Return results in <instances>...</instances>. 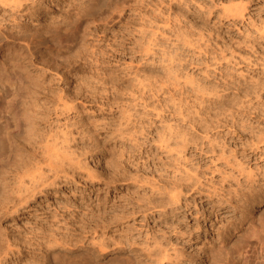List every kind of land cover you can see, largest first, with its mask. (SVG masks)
Wrapping results in <instances>:
<instances>
[{"label": "rangeland", "instance_id": "obj_1", "mask_svg": "<svg viewBox=\"0 0 264 264\" xmlns=\"http://www.w3.org/2000/svg\"><path fill=\"white\" fill-rule=\"evenodd\" d=\"M53 1L37 0L34 3L37 12L22 15L15 12L17 19L14 22L7 20L10 7L0 4V35L4 31L6 35V39L3 38L6 42L2 41L4 44L0 47V94H6L3 97L0 95V126H3L0 129L4 132L0 133V202L8 198L9 211L17 201L13 190L20 180L18 178H21L20 174L30 170L31 165L35 168L37 163L42 162L45 148L53 144L51 140L56 136L60 138L55 139L61 149L64 148L65 152L68 150L73 159L78 160L76 167L67 168L69 172H74H71L74 179H79L76 183L78 188L83 189L87 181L84 177L89 169L94 173L96 170L101 178L96 185L108 186L99 189L96 199L86 200L79 207L70 206L65 218L70 215L66 219L58 217L46 224L20 225L9 213L5 217L0 208V249L3 251V247H7L4 251H9L8 258H3L5 252L0 250V264H10L14 262L12 258L18 260L16 264H264V165L261 160L254 163V160L246 159L245 154L250 152V144L264 137V38H260L255 30L264 23V0H260L259 7L255 9L248 4L244 15L246 20L242 19L241 23V18L237 19L236 25H231V18H226L223 9L241 4L243 0ZM250 9L253 13H250ZM248 11L251 16L247 15ZM141 27L146 28L147 40L142 35L143 30L140 31ZM149 27L154 28L152 32L156 33H151ZM148 35L153 38L150 37L152 41H149L153 43L154 39L155 42L158 40V45L154 42L155 47L150 46ZM135 36H138L137 42ZM128 43L134 44L135 48L130 49ZM144 47H149L152 53L149 50L147 53ZM170 52L174 55L172 53L171 56ZM169 56L178 57L173 66L177 68L176 75L189 79V85H186L188 89L174 88L168 76H165V61H169ZM183 58H186L185 61ZM175 63L180 65L175 66ZM204 65L213 69L209 70L208 79L198 76V69L206 67ZM190 77H193L195 86L190 85ZM161 79L165 84L161 83ZM201 81L209 86V91L213 90L208 92L210 95L206 93L212 99L205 95L210 102L204 99L202 103L199 97L202 96L201 90H191L193 86L199 89L206 86ZM160 84H164L161 90ZM152 85H158V89L156 86L152 89ZM168 88L174 91H170V94ZM196 91L198 97L195 98ZM163 92L167 93L164 95ZM169 94L175 97H169ZM166 97H169V101ZM178 97L187 100L179 101L176 99ZM188 98H193L192 102ZM64 99L69 107L74 104L71 109H60ZM185 104L188 108L197 105L195 111L200 116L191 107L187 109ZM162 134L164 136H160ZM160 138L165 141L162 142ZM182 143L187 145L184 150ZM141 181L145 182L141 184ZM177 191L182 192L179 203L172 198ZM114 193L121 194L118 201L125 200L124 208L112 206L114 202L110 201ZM95 195L96 191L92 197ZM85 206H88L87 210ZM197 210L200 211L198 216L195 214ZM6 239H11V242L5 243ZM14 245L20 251L16 246L13 248ZM12 254L14 257H10Z\"/></svg>", "mask_w": 264, "mask_h": 264}, {"label": "bare ground", "instance_id": "obj_2", "mask_svg": "<svg viewBox=\"0 0 264 264\" xmlns=\"http://www.w3.org/2000/svg\"><path fill=\"white\" fill-rule=\"evenodd\" d=\"M37 0H0V4L1 5H8L9 7H10V10L9 11H7L8 12V22H10V21H15V19H17V17L15 16V12H18L17 14H30V13H33V12H37V7H36V5L34 4L35 2H36ZM53 1V0H52ZM40 2V1H39ZM54 2V1H53ZM239 2H242L241 0H239ZM263 2V1H262ZM46 3V2H45ZM67 3H69V2H67ZM71 3H72V1H71ZM91 3V2H90ZM94 3V2H93ZM98 3V2H97ZM258 3H260V0H243V2L241 3V4H234V5H231V6H227V7H224V9L223 10H225V13H224V11H223V13H224V15L226 16V18L229 16L231 19H229L230 21V23H231V25L233 24V25H236L237 24V19H240L241 18V23H242V19H244V21L246 20L245 19V17H244V15H245V10H247V7H248V4H250L251 6H252V8L251 9H255V8H258L259 6H258ZM38 4V3H37ZM43 4V3H42ZM92 4V3H91ZM66 5H68V4H66ZM78 5V4H77ZM95 5V4H94ZM224 5V4H223ZM262 5H264V3L262 4ZM261 5V6H262ZM81 6H83V5H81ZM88 6V5H87ZM80 8V7H79ZM83 8H85V7H83ZM82 8V9H83ZM87 8V7H86ZM250 9V10H251ZM261 9V8H260ZM79 11H80V9H79ZM79 11L77 12V13H79ZM82 11V10H81ZM253 10H251L250 11V13H253L252 12ZM222 12V11H221ZM259 12V11H258ZM258 12H257V16L259 15L258 14ZM6 13V12H5ZM249 13V11L247 12V15L249 14L250 16L252 15V14H250ZM21 14V15H22ZM219 14V13H218ZM5 15V14H4ZM78 15H80V14H77V16ZM83 15H84V13H83ZM223 15V14H222ZM248 15V16H249ZM20 16V15H19ZM18 16V17H19ZM81 16V15H80ZM133 16V15H132ZM224 16V17H225ZM256 16V15H255ZM5 17V16H4ZM7 17V16H6ZM145 18H147L146 16H145ZM252 18V17H251ZM128 19V18H127ZM143 19V18H142ZM150 19V18H149ZM262 19V18H261ZM6 20V21H7ZM256 20V19H255ZM263 20V19H262ZM4 21V20H3ZM5 21V22H6ZM124 21V20H123ZM126 21V20H125ZM124 21V22H125ZM144 21H146V20H144ZM151 21H153V20H151ZM150 21V23L152 24V22ZM251 21V20H250ZM253 21V20H252ZM142 22V21H141ZM148 22V21H147ZM254 22V21H253ZM259 22H260V20H259ZM263 22H264V20H263ZM262 22V23H263ZM1 23V22H0ZM3 23V22H2ZM144 23V22H143ZM142 23V24H143ZM230 23H229V25H230ZM245 23V22H244ZM248 23V22H247ZM258 23V22H257ZM5 24V23H4ZM157 24V23H156ZM249 24V23H248ZM256 24V23H255ZM130 25V24H129ZM136 26H137V24H135ZM146 25H147V23H146ZM252 25V24H251ZM260 25V24H259ZM6 26V25H5ZM143 26V25H142ZM149 26V25H148ZM148 26H146V28H148ZM156 26H158V25H156ZM248 26V25H247ZM253 26H254V24H253ZM262 26H264V23L262 24ZM261 26V27H262ZM2 27V26H1ZM127 27V26H126ZM130 27V26H129ZM138 27V26H137ZM143 27H145V26H143ZM143 27H141L140 29V31H142L143 32V34L142 33H140V34H142L143 36H145V32H146V28H144V29H142ZM153 27V26H152ZM152 27H149L150 29L149 30H151V33H153L152 31H154V30H152V29H154L155 28V26H154V28H152ZM165 27V26H164ZM238 27H239V25H238ZM258 27L257 29H255L256 31H257V35L260 37V38H264V29L263 30H261L262 28H264V27ZM3 28H5L4 26H3ZM131 28V27H130ZM2 29V28H1ZM132 29V28H131ZM135 30L134 31H137V29L136 28H134ZM157 29H159V28H157ZM240 29V28H239ZM243 29H245V28H243ZM249 29V28H248ZM6 30V29H5ZM131 31V30H130ZM133 31V30H132ZM139 31V32H140ZM147 31H148V29H147ZM159 31L161 32V30L159 29ZM163 31H165V29H163ZM243 31V30H242ZM241 31V32H242ZM247 31V30H246ZM252 31H254V30H252ZM3 32V31H2ZM5 32V31H4ZM4 32H3V34L2 35H0V47H2V44H4L3 42L5 41V40H3V38H5L6 39V35H4ZM139 32H138V34H139ZM158 32V31H157ZM168 32V31H167ZM251 32V31H250ZM135 33V32H134ZM151 33H147V34H151ZM154 33H156V31L154 32ZM153 33V34H154ZM166 34V32H163L162 34ZM0 34H1V30H0ZM121 34H122V32H121ZM125 34H127L128 35V33H125ZM129 34H132V33H129ZM159 34H161V33H159ZM161 34V35H162ZM168 34V33H167ZM166 34V35H167ZM247 34V33H246ZM248 34H249V32H248ZM134 35V34H133ZM136 35V34H135ZM9 36V35H8ZM25 36V35H24ZM126 36V35H125ZM149 37H148V41H149V39H150V37L152 38V35L150 36V35H148ZM154 36V35H153ZM156 36V35H155ZM154 36V37H155ZM168 36H169V34H168ZM167 36V37H168ZM248 36V35H247ZM136 37H138V36H135V42H137V40H136ZM142 37V36H141ZM140 37V38H141ZM244 37H245V35H244ZM251 37V36H250ZM258 37V38H259ZM140 38H139V40H140ZM143 38V37H142ZM169 38V37H168ZM202 38V37H201ZM209 38V37H208ZM249 38V37H248ZM253 38V37H252ZM153 39V38H152ZM207 39V38H206ZM254 39V38H253ZM252 39V40H253ZM133 40V39H132ZM131 40V41H132ZM138 40V41H139ZM145 40H147V37L145 36ZM151 40V39H150ZM186 41H187V39H185ZM184 40V41H185ZM201 40V39H200ZM210 40V39H209ZM243 40V39H242ZM241 40V41H242ZM245 40V39H244ZM3 41V42H2ZM126 41V40H125ZM130 41V40H129ZM141 41V40H140ZM152 41V40H151ZM151 41H149V43H151ZM170 41V40H169ZM186 41H185V43H186ZM254 41H255V39L253 40V43H254ZM6 42V41H5ZM134 42V43H135ZM155 42V39L153 40V43ZM157 42H158V40H157ZM157 42H155V44L157 43ZM171 42H173V41H171ZM188 42V41H187ZM206 42V41H205ZM208 43H209V41H207ZM213 42V41H212ZM243 42V41H242ZM245 42V41H244ZM243 42V43H244ZM249 43H251V40L249 39V41H248ZM258 42V41H257ZM124 43V42H123ZM139 43V42H138ZM141 43V42H140ZM145 43V42H144ZM149 43H147V41H146V44L147 45H149ZM153 43H151L150 44V46L151 45H153ZM190 43V42H189ZM239 43V42H238ZM248 43V44H249ZM127 44V43H126ZM129 44V43H128ZM132 44V43H131ZM131 44H129L130 46V49H133V48H135L134 47V44H133V46L131 45ZM142 44V43H141ZM140 44V45H141ZM154 44V45H155ZM188 44V43H187ZM186 44V45H187ZM194 44V43H193ZM202 44V43H201ZM245 44H247L246 42H245ZM244 44V45H245ZM136 45H138V44H136ZM147 45H145L146 47H147ZM153 45V46H154ZM156 45H158V43L156 44ZM172 45V44H171ZM173 45H174V43H173ZM172 45V46H173ZM241 45V44H240ZM250 45V44H249ZM5 46V45H4ZM131 46H132V48H131ZM144 46V45H143ZM193 46V45H192ZM203 46V45H202ZM209 46V45H208ZM213 46V45H212ZM253 46H254V44H253ZM126 47V46H125ZM129 47H128V49H129ZM142 47V46H141ZM155 47V46H154ZM223 47H226V46H223ZM244 47V46H243ZM246 47V46H245ZM123 48H124V46H123ZM143 48V47H142ZM198 48V47H197ZM200 48V47H199ZM207 48V47H206ZM227 48V47H226ZM237 48V47H236ZM256 48V47H255ZM257 48H258V46H257ZM138 49V48H137ZM139 49H140V46H139ZM144 49H145V51H146V49L147 48H145L144 47ZM164 49H165V47H164ZM175 49V48H174ZM225 49V48H224ZM228 49V48H227ZM243 49V48H242ZM249 49H251V48H249ZM126 50H127V48H126ZM149 50V47H148V49H147V53L150 51H148ZM219 50V49H218ZM229 50H230V48H229ZM252 50V49H251ZM123 51V50H122ZM125 51V50H124ZM123 51V52H124ZM131 51V50H130ZM139 51V50H138ZM142 51H144V50H142ZM144 51V53H146ZM163 51V50H162ZM175 51V50H174ZM173 51V52H174ZM221 52L223 51L222 49L220 50ZM227 51V50H226ZM240 51V50H239ZM151 52V51H150ZM164 52V51H163ZM166 52V51H165ZM173 52H170V54H171V56H173L174 55V53ZM190 52V51H189ZM200 52V51H199ZM198 52V53H199ZM202 52H203V50H202ZM205 52H207V51H205ZM231 52H233V51H231ZM139 53V52H138ZM152 53V52H151ZM160 53V52H159ZM172 53H173V55H172ZM212 53V52H211ZM224 53V52H223ZM235 53H237V51L235 52ZM255 53V52H254ZM164 54V53H163ZM178 54V53H177ZM177 54H175V55H177ZM222 54V53H221ZM147 55V54H146ZM218 55H219V53H218ZM226 55V54H225ZM232 55V54H231ZM239 55V54H238ZM121 56V55H120ZM123 56V55H122ZM142 56V55H141ZM171 56H169L167 59H169ZM240 56H241V54H240ZM144 57V56H143ZM162 57V56H161ZM163 57H164V55H163ZM174 57H176V56H174ZM182 57V56H181ZM180 57V58H181ZM185 57V56H184ZM187 57V56H186ZM216 57H218V56H216ZM224 57H227V56H224ZM223 57V58H224ZM234 57V56H233ZM232 57V58H233ZM244 57V56H243ZM159 58V57H158ZM178 58V57H177ZM177 58H173V57H171L170 59H169V61L168 60H166V61H168L167 63H166V61H165V68L167 69V75H165V76H168V80H170V84L174 87V88H176V89H185V87H186V85H189V82L187 83V80L189 81V79H185L186 77H184V75H183V77L184 78H181V75H179V80L177 79V76L178 75H176V69L174 68V66H173V64H174V60L175 59H177ZM179 58V59H180ZM194 58V57H193ZM212 58H213V56H212ZM215 58V57H214ZM213 58V59H214ZM219 58H221V57H219ZM229 58V57H228ZM231 58V59H232ZM235 59H236V57H234ZM233 58V59H234ZM241 58V57H240ZM157 59V58H156ZM186 59V58H185ZM185 59L183 58V60L185 61ZM195 59V58H194ZM207 59V58H206ZM211 59V58H210ZM216 59V58H215ZM214 59V60H215ZM241 59H243V58H241ZM181 60V59H180ZM182 60V61H183ZM158 61V60H157ZM176 61H178V60H176ZM182 61H179L180 62V64H183V63H181ZM183 61V62H184ZM188 60H186V62H187ZM199 61H201V60H199ZM218 61H219V59H218ZM227 61V60H226ZM230 61V60H229ZM238 61V60H237ZM161 62V61H160ZM191 62H193V61H191ZM191 62L189 63L188 62V64H190L191 65ZM202 62V61H201ZM209 62V61H208ZM212 62V61H211ZM217 62V61H216ZM221 61H219V63H220ZM228 62V61H227ZM226 62V63H227ZM162 63V62H161ZM233 63V62H232ZM235 63V62H234ZM239 63V62H238ZM242 63V62H241ZM179 64V63H178ZM179 64V65H180ZM186 64V63H185ZM193 64H195V63H193ZM201 64V63H200ZM211 63H209V65H210ZM179 65H176V63H175V66H179ZM208 65V64H207ZM182 66V65H181ZM184 66V65H183ZM196 66V65H195ZM201 66V65H200ZM199 66V67H200ZM204 66H206V65H204ZM210 66H212V64L210 65ZM213 67V66H212ZM0 68H1V66H0ZM163 68H164V66H163ZM179 69H180V67H178ZM183 68V67H182ZM185 68V67H184ZM4 69V68H3ZM179 69H178V71H179ZM211 69V68H210ZM209 68H208V66H206V67H204V68H201V69H198L197 71H198V76H201V77H210V76H208L209 75V73L211 72H209V70H210ZM221 69V68H220ZM181 70V69H180ZM183 70V69H182ZM211 70H213V69H211ZM226 70V69H225ZM235 70V69H234ZM137 71V70H136ZM163 71V70H162ZM214 71H215V69H214ZM213 71V72H214ZM17 73V72H16ZM15 73V74H16ZM164 73H166V71L164 72ZM183 73V72H182ZM192 73V72H191ZM231 73V72H230ZM185 74V73H184ZM193 74V73H192ZM196 74V76H197V73H195ZM214 74H216V73H214ZM221 75V74H220ZM185 76H187V75H185ZM192 76V75H191ZM196 76L194 77V75H193V77L194 78H196ZM226 76H228V75H226ZM193 77H190V82H191V86L192 85H194V80H193ZM217 77V76H216ZM224 77V76H223ZM230 77H231V75H230ZM140 78V77H139ZM219 78V77H218ZM229 78V77H228ZM137 79V81H138V78H136ZM148 79V78H147ZM180 79H182V80H186V81H183L182 82V80L180 81ZM208 79V78H207ZM210 79V78H209ZM213 79H215L216 80V78H213ZM223 79V78H222ZM232 79V78H231ZM162 80V79H161ZM164 80V79H163ZM162 80V82L161 83H164V81ZM165 80H167L166 79V77H165ZM193 80V81H192ZM199 80H201V79H199ZM227 80V79H226ZM155 81V80H154ZM172 81V82H171ZM211 81V80H210ZM222 81V80H221ZM233 81H235V80H233ZM157 82V81H156ZM193 82V83H192ZM195 82H196V80H195ZM198 82V81H197ZM202 82V81H201ZM208 82V81H207ZM229 82V81H228ZM231 82V81H230ZM187 83V84H186ZM199 83V82H198ZM197 83V84H198ZM203 83V82H202ZM211 83V82H210ZM209 83V84H210ZM214 83V82H213ZM227 83V82H226ZM225 83V84H226ZM235 83H237V82H235ZM138 84H139V82H138ZM155 84V83H154ZM159 84V83H158ZM165 84V83H164ZM164 84H162V85H164ZM168 83H166V85H167ZM204 84V83H203ZM219 84V83H218ZM228 84V83H227ZM230 84V83H229ZM228 84V85H229ZM162 85L160 84L159 85V88H160V90L162 89ZM171 85H170V87H171ZM196 85V84H195ZM194 85V86H195ZM204 85H206V86H202V87H200V89L199 88H197L198 86H196V88L193 86L192 88H194V89H191V90H201V91H199L200 93H201V95L202 96H199L200 98H201V100H202V103H203V100L205 99V97H210L209 95H210V93L213 91H211V89H210V91L208 90V88H209V86H207V84H204ZM241 85V84H240ZM148 86H150L151 87V85H148ZM156 85H152V89H154V87H155ZM168 86V85H167ZM166 86V87H167ZM201 86V85H200ZM220 86H221V84H220ZM142 87H144V88H146L145 86H142ZM150 87H147V88H150ZM158 87V85L155 87L156 89H158L157 88ZM169 87V88H170ZM214 87H216V86H214ZM219 87V86H218ZM230 87V86H229ZM240 87V86H239ZM141 88V87H140ZM144 88H143V90H144ZM169 88H168V90H169ZM172 88V87H171ZM187 88V87H186ZM190 88V87H189ZM188 89V88H187ZM237 89V88H236ZM6 90V89H5ZM167 90V89H166ZM173 90V89H172ZM172 90H169V92L170 91H172ZM215 90V89H214ZM224 90V89H223ZM227 90V89H226ZM225 90V91H226ZM239 90V89H238ZM164 91V90H163ZM174 91V90H173ZM177 91V90H176ZM175 91V92H176ZM186 91V90H185ZM217 91V90H216ZM219 91V90H218ZM221 91V90H220ZM153 92V91H152ZM156 92H159V91H157L156 90ZM174 92V93H175ZM183 92V91H182ZM187 92V91H186ZM197 92V91H196ZM196 92H194V94L196 93ZM208 92H210V93H208ZM142 93V92H141ZM145 93V92H144ZM161 93H162V91H161ZM167 92H163V94L165 95ZM173 93V94H174ZM178 93V92H177ZM191 93V92H190ZM193 93V92H192ZM206 93H208V94H206ZM217 93V92H216ZM230 93V92H229ZM14 94V93H13ZM170 94H171V92H170ZM169 94V95H170ZM180 94V93H179ZM189 94V93H188ZM219 94V93H218ZM223 94V93H222ZM228 94V93H227ZM1 95V97H3L2 95H6V94H3V93H1L0 94ZM25 95V94H24ZM67 95V94H66ZM155 95V94H154ZM175 95H177L176 93H175ZM181 95V94H180ZM180 95H178L179 97H180ZM184 95V94H183ZM196 95H198V92H197V94H195L194 96H195V98L196 97H198V96H196ZM200 95V94H199ZM205 95H207V96H205ZM211 95H213V96H215L214 95V93H212ZM220 95V94H219ZM15 96V95H14ZM18 96V95H17ZM21 96V95H20ZM167 96H168V94H167ZM174 96V95H173ZM172 95H170L169 97H173ZM187 96V95H186ZM189 97L190 96H192V95H188ZM194 96H192V97H194ZM230 96V95H229ZM26 97V96H25ZM75 97H77V96H75ZM141 97V96H140ZM143 97H144V94H143ZM156 97H158V96H156ZM168 97V98H169ZM175 97V96H174ZM176 98V99H179V101H181V99L182 98ZM182 97V96H181ZM185 97V96H184ZM207 97V98H208ZM18 98H20L19 96H18ZM17 98V99H18ZM57 98V97H56ZM63 98V97H62ZM65 98V97H64ZM69 98V97H68ZM138 98V97H137ZM167 97L165 98V99H168ZM194 98V99H195ZM206 98V99H207ZM211 98V97H210ZM210 98H208L209 100H210ZM224 98V97H223ZM21 99V98H20ZM58 99V98H57ZM73 99V98H72ZM143 99V98H142ZM145 99H147V98H145ZM173 100H175L176 101V99L175 98H172ZM172 99H170L171 100V102H173L172 101ZM184 99H186L187 100V98H184ZM184 99H182V100H184ZM189 99V98H188ZM199 99V98H198ZM205 99V102L207 101V102H210V101H208V100H206ZM212 99V98H211ZM221 99V98H220ZM233 99V98H232ZM56 100V99H55ZM67 100V99H66ZM70 100V99H69ZM140 100V99H139ZM156 100V99H155ZM159 100V99H158ZM164 100V99H163ZM185 100V102H187ZM192 100H193V98H192ZM192 100H190L189 99V101H191L192 102ZM200 100V99H199ZM215 100V99H214ZM226 100H227V98H226ZM63 101V105L61 104V106H62V108H60V109H62V110H64V109H66L67 107H68V109H71L72 107H73V105L71 106V107H69L70 105H68L67 103H66V101H65V99L64 100H62ZM157 101V100H156ZM166 101V100H165ZM168 101H169V99H168ZM168 101H166V102H168ZM178 100H177V102H179ZM196 101V100H195ZM224 101V100H223ZM162 102V101H161ZM170 102V103H171ZM190 102V103H191ZM197 102V101H196ZM201 102V101H200ZM204 102V103H205ZM227 102V104L229 103L228 102V100L226 101ZM22 103V102H21ZM25 103V102H24ZM60 103H61V101H60ZM66 103V104H65ZM71 103V102H70ZM193 103H195L194 101H193ZM193 103H192V105H193ZM202 103H199V105L200 104H202ZM231 103V102H230ZM53 104V103H52ZM172 104V103H171ZM177 104V103H176ZM187 104V103H186ZM186 104H185V106H186ZM207 104V103H206ZM205 104V105H206ZM211 104V103H210ZM218 104V103H217ZM227 104H225V105H227ZM17 105V104H16ZM54 105V104H53ZM67 105V106H66ZM163 105H165V104H163ZM167 105H169V104H167ZM173 105H175V104H173ZM172 105V106H173ZM181 105H182V103H181ZM184 105V104H183ZM198 105V108L200 107ZM60 106V105H59ZM58 106V107H59ZM103 106V105H102ZM177 106V105H176ZM195 106H197V105H194L193 107L192 106H189V108L191 107L193 110H194V112L196 113V115L198 114V112L197 111H195ZM211 106V105H210ZM210 106L208 107V108H210ZM223 106V105H222ZM18 107H19V105H18ZM111 107H113V106H111ZM110 107V108H111ZM171 107V106H170ZM178 107H180L179 106V104H178ZM187 107V106H186ZM201 107H202V105H201ZM203 107H206V106H203ZM202 107V108H203ZM224 107V106H223ZM228 107V106H227ZM76 108V107H75ZM161 108V107H160ZM166 108V107H165ZM168 108V107H167ZM175 109L177 108V107H174ZM188 107H187V109H189ZM197 108V107H196ZM202 108H200V110L202 109ZM59 109V110H60ZM109 109V108H108ZM171 109V108H170ZM172 109H173V107H172ZM178 109V108H177ZM206 109H207V107H206ZM212 109V108H211ZM210 109V110H211ZM213 109H215V108H213ZM217 109H218V105H217ZM72 110H74V109H72ZM179 110V109H178ZM181 110H183V109H181ZM190 110V109H189ZM189 110H187V111H189ZM198 110V109H197ZM120 111V110H119ZM184 111V110H183ZM185 111H186V109H185ZM206 111V110H205ZM215 111V110H214ZM56 112H57V110H56ZM55 112V115L58 113H56ZM65 112V111H64ZM109 112V111H108ZM122 112V111H121ZM160 112V111H159ZM177 112V111H176ZM180 112V111H179ZM191 112V111H190ZM194 112H192V113H194ZM202 112H203V110H202ZM222 112V111H221ZM60 113V112H59ZM62 113V112H61ZM60 113V114H61ZM126 113V112H125ZM128 113V112H127ZM187 113H189V112H187ZM187 113H185V114H187ZM200 113V112H199ZM213 113V112H212ZM215 113V112H214ZM49 114V113H48ZM59 114V115H60ZM66 114V113H65ZM68 114V113H67ZM122 114V113H121ZM181 114V113H180ZM183 114H184V112H183ZM182 114V115H183ZM235 114H237V113H235ZM62 115V114H61ZM60 115V116H61ZM113 115V114H112ZM111 115V116H112ZM177 115H178V113H177ZM187 115H189V116H191V114H187ZM201 115H202V113H201ZM203 115H204V112H203ZM57 116V115H56ZM128 116H129V113H128ZM180 116V115H179ZM184 116V115H183ZM183 116H181L182 118H183ZM189 116H187V117H189ZM193 116V115H192ZM197 116H200V115H197ZM220 116H221V114H220ZM219 116V117H220ZM67 116H65V118H66ZM74 117V116H73ZM127 117V116H126ZM176 117H178V116H176ZM187 117H185V119L187 118ZM195 117V116H194ZM193 117V118H194ZM210 117V116H209ZM232 117H233V114H232ZM64 118V119H65ZM192 118V121L194 120ZM205 118H207V117H205ZM60 119V118H59ZM67 119V118H66ZM66 119H65V121H66ZM76 119V118H75ZM110 119V118H109ZM180 119V118H179ZM184 119V118H183ZM195 119H197V118H195ZM61 120H63V119H61ZM60 120V121H61ZM72 120V119H71ZM107 120V119H106ZM188 120H190L189 118H188ZM200 120V119H199ZM209 120V119H208ZM219 120H220V118H219ZM170 121V120H169ZM191 121V120H190ZM196 121V120H195ZM211 121V120H210ZM68 122V121H67ZM199 122V121H198ZM206 122V121H205ZM219 122V121H218ZM63 123H65V122H63ZM79 123V122H78ZM171 123V122H170ZM196 123V122H195ZM1 124V123H0ZM174 124H176V123H174ZM191 125L193 124L194 125V123H190ZM217 125H218V123H216ZM66 125V124H65ZM68 125V124H67ZM166 125V124H165ZM167 125H169V124H167ZM187 125V124H186ZM189 125V124H188ZM192 125V126H193ZM204 125V124H203ZM210 125V124H209ZM171 126V125H170ZM177 126V125H176ZM214 126H215V124H214ZM213 126V127H214ZM3 127V126H2ZM1 126H0V128H2ZM66 127V126H65ZM71 127V126H70ZM204 127V126H203ZM207 127V126H206ZM261 127H263V125L261 126ZM68 128V127H67ZM165 128H167V126L165 127ZM171 128V127H170ZM183 128V127H182ZM185 128V127H184ZM229 128V127H228ZM243 128H245V127H243ZM61 129H62V127H61ZM130 128H128V130H129ZM169 129V128H168ZM167 129V130H168ZM174 129V128H173ZM189 129V128H188ZM196 129V128H195ZM264 129V128H263ZM262 129V130H263ZM2 129H0V133L2 132L1 131ZM131 130V129H130ZM170 130V129H169ZM176 131L178 130V129H175ZM233 130V129H232ZM231 130V131H232ZM244 130V129H243ZM254 130V129H253ZM182 131V130H181ZM196 131V130H195ZM206 131V130H205ZM225 131V130H224ZM241 131V130H240ZM66 132V131H65ZM132 132V131H131ZM133 132H134V130H133ZM165 132V131H164ZM201 132H202V130H201ZM249 132V131H248ZM253 132V131H252ZM264 132V131H263ZM182 133V132H181ZM190 133V132H189ZM1 134H4V132H2ZM54 134V133H53ZM56 134V133H55ZM60 134V133H59ZM59 134H57V135H59ZM68 133H66V135H67ZM128 134V133H127ZM133 134V133H132ZM172 135H173V133H171ZM193 134V133H192ZM235 134V133H234ZM251 134H253V133H251ZM257 134V133H256ZM261 134V133H260ZM65 135V136H66ZM202 135V134H201ZM207 135V134H206ZM255 134H253V136H254ZM262 135V134H261ZM6 136H7V134H6ZM129 136V135H128ZM160 136H164L163 134L162 135H160ZM166 136H168V134L166 135ZM176 136H177V134H176ZM181 136V135H180ZM192 136V135H191ZM236 136H237V134H236ZM257 136V135H256ZM2 137V136H1ZM8 137V136H7ZM6 137V139H8ZM49 137V136H48ZM57 137V136H56ZM55 137V138H56ZM62 137V136H61ZM178 137V136H177ZM194 137V136H193ZM209 137V136H208ZM46 138V137H45ZM53 139V140H51L52 142H53V144L51 145H49V146H47L46 148H45V154H44V156H43V158H42V162H39V159H37L38 160V162L39 163H37V165H35V168L31 165V167L33 168H31L30 169V166H28L29 167V169L30 170H26V172L25 173H22V171H21V173L22 174H20L19 172V174L21 175V178H18V179H20L19 181H18V183H16L17 184V187H16V189L15 190H13V191H15V193H16V196H17V201L15 202V203H13V205H12V207L9 209V211H8V198H4V199H2L1 200V202H0V208H2V212L1 213H3V215L5 216V217H8V213H9V215H11L15 220H18L20 223V225H24V226H27V225H30V224H35V223H40V224H42V223H45L46 224V222H48V221H50L51 222V220H57V218L58 217H60V219L62 218V220H63V218L64 219H66L70 214H68V216L65 218V216H66V214H67V211H68V209H69V207L70 206H73L74 208L75 207H79V205H81V203L82 202H87L86 200H90V199H96L97 198V194H98V191H100L99 189L101 188V190L103 189V188H107V184H104V186H101V185H96V183H98V182H100L101 181V178L98 176V174L96 173V170H95V173H94V171L93 172H91V170L89 169V170H87V172H86V174H87V176H85L84 177V179L85 180H87V181H85V183H84V186H82V188L83 189H80V188H78L77 186H76V183H78V180H76V178L74 179V172L73 171H71V172H73V173H71V172H69L68 170H67V168H70V167H76V165L78 164L77 162H76V160L77 159H75V157H74V159H73V156H71L67 151L65 152V150H64V148L63 149H61V146H59L57 143H56V139H60V138H56V139ZM62 138H64V137H62ZM61 138V139H62ZM172 138V137H171ZM196 138V137H195ZM194 138V139H195ZM236 138V137H235ZM242 138V137H241ZM244 138V137H243ZM258 138H259V136H258ZM257 138V139H258ZM263 139H259L260 140V144L258 143V141L259 140H257V142H253L252 140V144H250L248 147H249V149H250V152H245V154H246V159H248V160H250V161H253L254 160V163L256 162V163H258V161H263V165H264V137H262ZM40 139H41V137H40ZM67 139V138H66ZM143 139V138H142ZM160 139H162V138H160ZM189 139V138H188ZM187 139V140H188ZM218 139V138H217ZM229 139V138H228ZM46 140V139H45ZM48 140V139H47ZM211 140V139H210ZM227 140V139H226ZM51 141H49V143L51 142ZM59 141V140H58ZM61 141V140H60ZM63 141V140H62ZM163 141H165V140H163L162 139V142ZM167 141V140H166ZM192 141V140H191ZM191 141H190V143H191ZM197 141V140H196ZM213 141V140H212ZM220 141V140H219ZM0 142H1V140H0ZM40 142H41V140H40ZM39 142V143H40ZM48 142V141H47ZM65 142V141H64ZM63 142V143H64ZM67 142V141H66ZM183 142H186V141H183ZM205 142V141H204ZM210 142V141H209ZM214 142V141H213ZM232 142V141H231ZM241 142V141H240ZM43 143V142H42ZM63 143H61L62 145H63ZM144 143V142H143ZM188 143V142H187ZM211 143V142H210ZM223 143V142H222ZM235 143V142H234ZM243 144H245L244 142H242ZM248 143V142H247ZM246 143V144H247ZM37 144V143H36ZM167 144V143H166ZM173 144V143H172ZM177 144H179V143H177ZM176 144V145H177ZM195 144H197V143H195ZM200 144V143H199ZM204 144V143H203ZM229 144V143H228ZM235 144H237V143H235ZM240 144V143H239ZM44 145H46V142H45V144H43V146ZM58 145V146H57ZM175 145V144H174ZM173 145V146H174ZM180 145V144H179ZM182 145H183V150L187 147V145H186V143H182ZM212 146H213V144H211ZM138 146V145H137ZM186 146V147H185ZM220 146V145H219ZM230 146V145H229ZM241 146V145H240ZM243 146V145H242ZM245 146V145H244ZM63 147V146H62ZM64 147H65V145H64ZM67 147V146H66ZM71 147V146H70ZM166 147V146H165ZM181 147V146H180ZM201 147V146H200ZM225 147V146H224ZM28 148V147H27ZM43 147H41V150H43L42 149ZM174 148V147H173ZM194 148V147H193ZM227 148V147H226ZM233 148V147H232ZM232 148H230V149H232ZM29 149V148H28ZM66 149V148H65ZM142 149V148H141ZM181 149H182V147H181ZM198 149V148H197ZM206 149V148H205ZM216 149V148H215ZM243 149V148H242ZM245 149V148H244ZM149 150V149H148ZM169 149H167V151H168ZM171 150V149H170ZM175 151L174 152H176V149H174ZM200 150H202V149H200ZM217 150V149H216ZM223 150V149H222ZM227 150V149H226ZM179 151H181V150H179ZM245 151V150H244ZM7 152V151H6ZM5 152V153H6ZM31 152V151H30ZM204 152V151H203ZM240 152V151H239ZM70 153H71V150H70ZM73 153V152H72ZM181 153H182V151H181ZM184 153V152H183ZM208 152H206V154H207ZM212 153V152H211ZM222 154H223V152H221ZM29 154V153H28ZM39 154V153H38ZM179 154V153H178ZM35 155H37L36 153H35ZM215 155V154H214ZM6 156V155H5ZM8 156V155H7ZM34 156V155H33ZM38 156V155H37ZM37 156H35V158L37 157ZM79 156V155H78ZM216 156H217V154H216ZM244 156V155H243ZM42 157V156H41ZM77 157V156H76ZM81 157V156H80ZM79 157V158H80ZM173 157V156H172ZM175 157V156H174ZM180 157V156H179ZM203 157V156H202ZM28 158V157H27ZM82 158V157H81ZM184 158V157H183ZM217 158V157H216ZM3 159V158H2ZM7 159V158H6ZM186 159V158H185ZM245 159V160H246ZM36 160V161H37ZM177 160H179V159H177ZM78 161V160H77ZM2 162H5V160L4 161H2ZM176 162V161H175ZM226 162V161H225ZM239 162V161H238ZM42 163H44V164H42ZM79 163H81V161L79 162ZM181 163V162H180ZM229 163V162H228ZM261 163V162H260ZM83 164V163H82ZM229 164H231V162L229 163ZM234 164V163H233ZM249 164V163H248ZM81 165V164H80ZM80 165H79V167H80ZM90 165V164H89ZM182 165V164H181ZM236 165V164H235ZM234 165V166H235ZM172 166V165H171ZM179 166V165H178ZM186 166V165H185ZM233 166V167H234ZM240 166V165H239ZM78 166H77V168H79ZM83 167V166H82ZM90 167V166H89ZM237 167V166H236ZM241 167H242V165H241ZM241 167H240V169H241ZM26 168H27V166H26ZM44 168H46V169H44ZM77 168H73V169H77ZM86 168V167H85ZM173 168V167H172ZM185 168V167H184ZM235 168V167H234ZM22 169H23V167H22ZM72 169V170H73ZM175 169H176V167H175ZM187 169H188V167H187ZM237 169V168H236ZM243 169V168H242ZM70 170V169H69ZM173 170V169H172ZM182 170V169H181ZM190 170V169H189ZM250 171V170H249ZM7 172H8V170H7ZM82 172V171H81ZM176 172V171H175ZM179 172H181V171H179ZM183 172V171H182ZM181 172V173H182ZM190 172V171H189ZM192 172V171H191ZM195 172V171H194ZM193 172V173H194ZM241 172V171H240ZM167 173V172H166ZM5 174V173H4ZM170 174H172V173H170ZM173 174H175V173H173ZM185 174V173H184ZM188 174V173H187ZM197 174V173H196ZM199 174V173H198ZM248 174H251V172L250 173H248ZM82 175V174H81ZM190 175V174H189ZM263 175H264V173H263ZM76 176V175H75ZM105 176V175H104ZM177 176V175H176ZM184 176V175H183ZM197 176V175H196ZM252 176L253 175H251L250 177L252 178ZM259 176V175H258ZM20 177V176H19ZM168 177V176H167ZM172 177V176H171ZM179 177V176H178ZM181 177V176H180ZM186 177V176H185ZM188 177V176H187ZM191 177V176H190ZM255 177V176H254ZM257 177V176H256ZM27 180H26V179ZM106 178V177H105ZM177 178V177H176ZM184 178V177H183ZM182 178V179H183ZM249 178V177H248ZM250 178V179H251ZM104 179V178H103ZM172 179V178H171ZM187 179V178H186ZM77 182H76V181ZM106 180H108V179H106ZM106 180H103V181H106ZM136 180V179H135ZM145 180V179H144ZM176 180H178V179H176ZM180 180V179H179ZM189 180V179H188ZM253 180H254V178H253ZM5 181V180H4ZM89 181V182H88ZM151 181V180H150ZM169 181V180H168ZM173 181V180H172ZM256 181V180H255ZM111 182V181H110ZM145 182V181H144ZM144 182H142L141 181V184L142 183H144ZM153 182V181H152ZM151 182V183H152ZM179 182V181H178ZM177 182V183H178ZM107 183V182H106ZM155 183V182H154ZM189 183V182H188ZM191 183V182H190ZM194 183V182H193ZM193 183H192V185H193ZM195 183H196V181H195ZM202 183V182H201ZM255 183V182H254ZM2 184V183H1ZM174 184V183H173ZM180 184H182V183H180ZM185 184V183H184ZM81 185H83V184H81ZM79 186V185H78ZM153 186H154V184H153ZM179 187L181 186V185H178ZM12 187V186H11ZM79 187H81V186H79ZM84 187H86L87 188V190H86V188H85V190H84ZM178 187V188H179ZM10 188V187H9ZM8 188V189H9ZM156 188V187H155ZM158 188V187H157ZM189 188H191V187H189ZM202 188V187H201ZM11 189V188H10ZM152 189V188H151ZM164 189V188H163ZM170 189H172V188H170ZM153 190V189H152ZM180 190V189H179ZM206 190V189H205ZM7 191V190H6ZM12 191V190H11ZM96 191V195H95V197H92V194L94 193ZM131 191V190H130ZM164 191V190H163ZM172 191H174V190H172ZM181 191V190H180ZM189 191V190H188ZM201 191H203L202 189H201ZM208 191V190H207ZM159 192V191H158ZM165 192H167V191H165ZM178 192V191H177ZM175 192L176 194H174L173 193V196H172V198H173V200L177 203H179V201H180V193H182V192ZM123 193V192H122ZM124 193H126V192H124ZM197 193V192H196ZM195 193V194H196ZM206 193H208V192H206ZM210 193V192H209ZM208 193V194H209ZM215 193V192H214ZM3 194H4V192H3ZM130 194V193H129ZM157 194V193H156ZM163 194V193H162ZM1 195V194H0ZM9 194H7V196H8ZM12 195V194H11ZM38 195H42V196H38ZM105 195V194H104ZM124 195V194H123ZM94 196V195H93ZM120 196H121V194L120 193H114V195H113V198L111 199V201L110 202H114V205H112V206H122L123 207V205H124V203L123 202H125V200L122 202V201H118V199H120ZM125 196V195H124ZM131 196V195H130ZM167 196V195H166ZM209 196H211V195H209ZM102 197V196H101ZM137 197V196H136ZM169 197V196H168ZM3 198V197H2ZM125 198V197H124ZM123 198V199H124ZM129 198V197H128ZM170 198V197H169ZM168 198V199H169ZM184 198V197H183ZM198 198V197H197ZM211 198V197H210ZM122 199V198H121ZM193 200V199H192ZM91 201V200H90ZM96 201V200H95ZM168 201V200H167ZM172 202V201H171ZM185 202V205H187L186 204V201H184ZM189 202V201H188ZM90 203V202H89ZM101 203V202H100ZM12 204V203H11ZM132 204V203H131ZM199 204V203H198ZM86 205V204H85ZM90 205V204H89ZM88 205V206H89ZM110 205V204H109ZM109 205H108V207H109ZM125 205H127V204H125ZM195 205V204H194ZM88 206H85L86 207V210H87V207ZM93 206V205H92ZM135 206V205H134ZM188 206V205H187ZM186 206V207H187ZM82 207H84V206H82ZM91 207V206H90ZM116 207V208H117ZM121 207V208H122ZM127 207V206H126ZM196 208H197V206H195ZM199 207V206H198ZM71 208V207H70ZM111 208V207H110ZM124 208V207H123ZM182 208V207H181ZM188 208V207H187ZM108 209V208H107ZM129 209V208H128ZM133 209V208H132ZM174 209V208H173ZM184 209H186V208H184ZM189 209H191V208H189ZM166 210V209H165ZM165 210H164V212H165ZM176 210H178V209H176ZM74 211V210H73ZM73 211H71V212H73ZM77 211V210H76ZM97 211V210H96ZM105 211V210H104ZM173 211V210H172ZM202 211V210H201ZM211 211V210H210ZM69 212H70V210H69ZM68 212V213H69ZM198 212H200L199 210H197V212L195 213V214H197ZM0 213V214H1ZM120 213H122V212H120ZM128 213V212H127ZM124 214V213H123ZM187 214V213H186ZM2 215V214H1ZM127 215V214H126ZM129 216V215H128ZM156 216V215H155ZM197 216H198V214H197ZM127 217V216H126ZM145 217H147V216H145ZM200 217V216H199ZM255 217V216H254ZM253 217V218H254ZM79 218V217H78ZM123 218H125L124 216H123ZM180 218V217H179ZM184 218V217H183ZM59 219V218H58ZM93 219V218H92ZM122 220V219H121ZM254 220H255V218H254ZM61 221V220H60ZM65 221V220H64ZM180 221V220H179ZM49 222V223H50ZM54 222V221H53ZM170 222V221H169ZM174 222V221H173ZM198 222V221H197ZM255 222V221H254ZM13 222H11V224H12ZM57 223H59V221H57ZM128 223V222H127ZM143 223V222H142ZM5 224V223H4ZM69 224V223H68ZM67 224V225H68ZM82 224V223H81ZM195 224V223H194ZM252 224H253V221H252ZM255 224V223H254ZM51 225V224H50ZM73 225V224H72ZM83 225V224H82ZM138 225L139 226H141L139 223H138ZM199 225V224H198ZM16 226V225H15ZM15 226H13V228H16ZM32 226V225H31ZM40 226V225H39ZM175 226V225H174ZM197 226V225H196ZM211 226V225H210ZM253 226V225H252ZM29 227V226H28ZM33 227V226H32ZM138 227V226H137ZM136 227V228H137ZM216 227V226H215ZM12 228V229H13ZM37 228V227H36ZM51 228V227H50ZM63 228V227H62ZM141 228V227H140ZM170 228V227H169ZM175 228V227H174ZM254 228V227H253ZM6 229V228H5ZM30 229V228H29ZM32 229V228H31ZM42 229V228H41ZM68 229V228H67ZM70 229V228H69ZM197 229V228H196ZM255 229V228H254ZM254 229H252V230H254ZM3 230V229H2ZM50 230V229H49ZM55 230V229H54ZM64 230V229H63ZM79 230V229H78ZM173 230V229H172ZM177 230V229H176ZM32 231V230H31ZM72 231V230H71ZM77 231V230H76ZM80 231V230H79ZM182 231V230H181ZM52 232H53V230H52ZM67 232V231H66ZM165 232H167V231H165ZM164 232V233H165ZM184 232V231H183ZM192 232V231H191ZM25 233V232H24ZM42 233V232H41ZM164 233H163V235H164ZM176 233V232H175ZM185 233V232H184ZM28 234V233H27ZM35 234V233H34ZM39 234V233H38ZM52 234V233H51ZM56 234V233H55ZM25 235V234H24ZM48 235V234H47ZM188 235H189V233H188ZM6 236H8V235H6ZM13 236V235H12ZM53 236V235H52ZM55 236V235H54ZM74 236V235H73ZM3 237V236H2ZM9 237V236H8ZM63 237V236H62ZM65 237V236H64ZM154 237V236H153ZM4 238H6L5 236H4ZM10 238V237H9ZM13 239L15 238L14 236L12 237ZM11 238V239H12ZM49 238V237H48ZM53 238V237H52ZM147 238V237H146ZM158 238V237H157ZM10 239V240H11ZM17 239H18V237H17ZM17 239H15V241L17 240ZM31 239V238H30ZM29 239V240H30ZM65 239V238H64ZM1 240V239H0ZM10 240H8V239H6V242L5 243H7V242H9ZM157 240V239H156ZM2 241V240H1ZM47 241V240H46ZM45 241V242H46ZM53 241V240H52ZM62 241V240H61ZM65 241V240H64ZM70 241V240H69ZM11 242V241H10ZM13 242V241H12ZM44 242V241H43ZM58 243V242H57ZM66 243V242H65ZM64 243V244H65ZM12 244V243H11ZM10 244V245H11ZM51 244H53V243H51ZM219 244V243H218ZM221 244V243H220ZM1 245V244H0ZM6 245V244H5ZM10 245H8V246H10ZM19 245V244H18ZM15 246H16V249H17V245H14L13 246V248H15ZM37 246H39V245H37ZM53 246V245H52ZM3 247V246H2ZM50 247V246H49ZM219 247V246H218ZM4 248V250H5V248H7V247H3ZM12 248V247H11ZM12 248V249H13ZM21 248H23V247H21ZM27 248H28V246H27ZM19 249V250H18ZM17 250L18 251H20V248H18ZM34 249V248H33ZM37 249V248H36ZM219 249V248H218ZM1 250V249H0ZM2 251V252H5V256L3 257V258H8V255H9V251H8V249H6V251ZM0 251V252H1ZM11 252L13 251V250H10ZM17 251V252H18ZM35 251V250H34ZM39 251V250H38ZM176 252V251H175ZM14 253H15V251H14ZM19 253V252H18ZM16 254V253H15ZM30 254V253H29ZM33 254H35V253H33ZM27 257H28V255H26ZM29 256H31L32 257V255H29ZM1 257V256H0ZM10 257H14V254H12ZM30 257V258H31ZM29 258V257H28ZM9 260V259H8ZM27 260V259H26ZM12 261H14V262H12V263H10V264H16L17 262H18V260H15L14 258H12ZM39 261V260H38ZM30 262V261H29ZM163 262V261H162ZM9 264V263H8ZM19 264V263H18ZM162 264V263H161Z\"/></svg>", "mask_w": 264, "mask_h": 264}]
</instances>
